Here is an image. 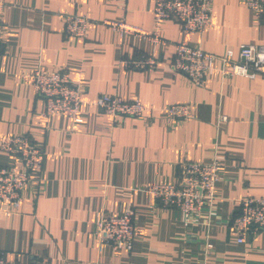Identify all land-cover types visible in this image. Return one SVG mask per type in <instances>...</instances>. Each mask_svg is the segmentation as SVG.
<instances>
[{"label": "crops", "instance_id": "crops-1", "mask_svg": "<svg viewBox=\"0 0 264 264\" xmlns=\"http://www.w3.org/2000/svg\"><path fill=\"white\" fill-rule=\"evenodd\" d=\"M0 15V141L23 135L43 151L17 210L0 202V255L21 264H264V231L236 242L231 221L247 197L264 198V80L223 78L216 69L201 87L171 64L184 42L237 58L242 44L264 46V18L241 0H213L211 26L185 34L176 21L154 24L152 0H2ZM64 15L90 19L86 37L64 34ZM102 21H123L155 43L120 36ZM153 57V69H126L121 60ZM66 69L82 89L78 121L43 116V101L21 79L37 69ZM100 95L139 100L142 118L112 117L93 103ZM192 107L176 122L162 111ZM183 161L217 162L223 171L216 201L192 222L154 205L155 184L176 183ZM17 165L0 151V167ZM131 211L129 248L99 247L102 214Z\"/></svg>", "mask_w": 264, "mask_h": 264}, {"label": "built area", "instance_id": "built-area-1", "mask_svg": "<svg viewBox=\"0 0 264 264\" xmlns=\"http://www.w3.org/2000/svg\"><path fill=\"white\" fill-rule=\"evenodd\" d=\"M257 17L264 18V0H241ZM154 24L176 21L183 33H201L211 26L213 0H152ZM7 5L0 0V15ZM64 34L70 38L86 37L90 19L83 15H64ZM121 37L134 35L155 43L156 34L123 21H102ZM237 58L231 49L223 55H214L184 42L174 44L172 71L184 75L194 86L204 84L208 72L216 69L221 77L240 76L248 79L261 77L264 80V46L242 44ZM124 68L140 71L153 69L157 60L142 56L139 59L121 60ZM24 83L33 87L43 105V116L62 114L78 121L82 105V89L70 79L66 69L47 71L37 69L21 76ZM98 109L112 117L142 118L147 109L137 99L124 101L118 96L100 95L93 103ZM166 119L188 122L193 119L192 107L188 104H173L162 111ZM0 151L12 157L17 165L0 167V202L17 210L21 202V191L30 182V173L41 167L43 151L23 135H7L0 141ZM217 162L209 164L183 161L179 165L176 183L155 184L149 193L154 205L160 209H175L183 219L192 222L204 211H210L216 201V183L223 171ZM236 242L243 244L248 236L254 237L264 231V198L247 197L240 201L239 212L231 221ZM94 236L99 247L109 246L113 250L129 248L135 238L134 216L131 211L118 214H102L96 221ZM0 264H21L6 260L0 255Z\"/></svg>", "mask_w": 264, "mask_h": 264}]
</instances>
